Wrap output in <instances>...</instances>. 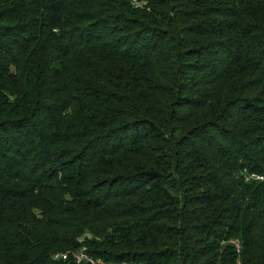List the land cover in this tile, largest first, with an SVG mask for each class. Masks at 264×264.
<instances>
[{
    "label": "trees",
    "instance_id": "obj_1",
    "mask_svg": "<svg viewBox=\"0 0 264 264\" xmlns=\"http://www.w3.org/2000/svg\"><path fill=\"white\" fill-rule=\"evenodd\" d=\"M85 258L264 264V0H0V264Z\"/></svg>",
    "mask_w": 264,
    "mask_h": 264
},
{
    "label": "bare ground",
    "instance_id": "obj_2",
    "mask_svg": "<svg viewBox=\"0 0 264 264\" xmlns=\"http://www.w3.org/2000/svg\"><path fill=\"white\" fill-rule=\"evenodd\" d=\"M79 256V255H78ZM82 257V256H81ZM75 258V257H74ZM86 259V258H85ZM86 260H88L90 263H92V264H94V262L92 261V260H90V259H86Z\"/></svg>",
    "mask_w": 264,
    "mask_h": 264
},
{
    "label": "rangeland",
    "instance_id": "obj_3",
    "mask_svg": "<svg viewBox=\"0 0 264 264\" xmlns=\"http://www.w3.org/2000/svg\"><path fill=\"white\" fill-rule=\"evenodd\" d=\"M253 177H255V176H253ZM255 178H256V179H258V180H259V179H262V178H259V177H255ZM234 243L237 245V243H236V242H234Z\"/></svg>",
    "mask_w": 264,
    "mask_h": 264
}]
</instances>
